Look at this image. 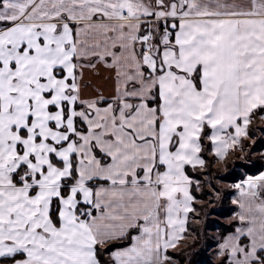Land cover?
<instances>
[{
	"label": "snow or ice",
	"instance_id": "snow-or-ice-1",
	"mask_svg": "<svg viewBox=\"0 0 264 264\" xmlns=\"http://www.w3.org/2000/svg\"><path fill=\"white\" fill-rule=\"evenodd\" d=\"M193 222L264 264V0H0V264H183Z\"/></svg>",
	"mask_w": 264,
	"mask_h": 264
},
{
	"label": "rangeland",
	"instance_id": "rangeland-1",
	"mask_svg": "<svg viewBox=\"0 0 264 264\" xmlns=\"http://www.w3.org/2000/svg\"><path fill=\"white\" fill-rule=\"evenodd\" d=\"M254 159H256V157H254ZM216 167L218 168V169H223V165H220V164H218V165H216ZM224 170H226V169H224ZM221 187L222 188H226L227 187V185H221ZM225 207H226V205H224ZM213 207H215V208H220V207H222V205H219V204H217V205H213ZM217 217L215 216V215H213V217H212V219H216ZM193 228L194 229H196L199 233H200V235L198 236L195 232L193 233V235L192 236H190L186 241H185V244L184 245H182L181 246V249L183 250L184 248H186V247H188L189 246V244H194L195 242H197V243H200L199 244V246L198 247H196V248H194V249H198L199 247H201V245L203 244V245H205V240H206V238H205V236L203 235V232H204V224L203 223H199V224H197L196 222H193ZM194 250L193 251H191V250H189V254H188V260H189V256L190 255H194ZM188 262V261H187ZM187 262H185V264H188Z\"/></svg>",
	"mask_w": 264,
	"mask_h": 264
},
{
	"label": "trees",
	"instance_id": "trees-1",
	"mask_svg": "<svg viewBox=\"0 0 264 264\" xmlns=\"http://www.w3.org/2000/svg\"><path fill=\"white\" fill-rule=\"evenodd\" d=\"M199 244L200 243L195 242L194 244L193 243L189 244L188 247L184 248V249H186L187 253H186V256L182 258L183 264H185V262H187V261H188L187 262L188 264H201L202 260H205L208 258V254L204 251L205 245L202 244L201 247H199L198 249H194V248L198 247ZM190 246H192V247H190ZM189 250H191V251L194 250L195 252H194V255L189 256V260H188L187 258H188Z\"/></svg>",
	"mask_w": 264,
	"mask_h": 264
}]
</instances>
